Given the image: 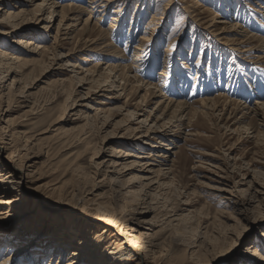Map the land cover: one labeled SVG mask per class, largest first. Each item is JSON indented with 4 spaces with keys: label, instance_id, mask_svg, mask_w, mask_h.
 <instances>
[{
    "label": "rangeland",
    "instance_id": "374dc122",
    "mask_svg": "<svg viewBox=\"0 0 264 264\" xmlns=\"http://www.w3.org/2000/svg\"><path fill=\"white\" fill-rule=\"evenodd\" d=\"M40 1L0 0V6L3 7L0 9V19L5 10L18 12L21 7L30 11L29 14H23L25 11L20 12V21L27 19L20 28H17L20 34L10 38L3 34L0 35V40L15 47L17 39L24 35L29 37L40 35L48 45H51L60 17L58 16L56 23L53 18L51 26L45 28L50 22L37 20V16L40 15H37L36 6ZM58 1L61 4L73 2L89 7L90 0ZM118 1L109 6L108 10L103 7L100 20L103 27L110 24ZM207 7L211 8L210 13L205 10ZM118 8H124V12L116 27L117 30L107 39L104 37L106 42L112 43L109 48L113 47L117 53L120 51L121 54L131 57L133 48L131 46L126 48L128 35H132L133 45L135 33L141 35L145 30L155 27L153 30L156 32L152 40L153 56L150 57L151 60L149 58L146 60L145 65L143 63L139 72L144 80L148 79L146 74L150 73V67L157 78V73L163 68L166 59L164 49L171 41L176 42L172 44L174 53L168 58L172 77L164 81V95L177 98L182 97L183 93L190 95L195 89L196 92L191 98L194 104L190 109L192 111L200 107L198 99L215 96L218 93L243 102L249 100L252 106L257 100L264 101V62L252 58L253 56L241 57L240 54L238 56L231 54L227 46L226 50L224 47L220 48L216 40L210 41L213 36L204 28L212 22L213 17H217L216 20L238 23L242 30L246 29L250 34L255 33L264 37V0H132ZM194 9L195 13L190 12ZM223 13L228 17H220L224 16ZM88 14L87 12L82 14L79 29ZM99 33L97 29L88 33L79 30L76 31V36L97 37ZM227 35L229 39L240 37H236L233 32ZM248 42L250 45L259 44L258 39H249ZM63 47L56 50L73 51L69 57L72 58V63H80L79 68H76L79 71L95 66V63L101 60L105 62L103 67L106 64L115 66L117 63L126 62L125 59L116 55L109 56L100 49L76 51V48L81 47H77L75 40L64 44ZM185 61L189 63L188 67L185 66ZM53 66L51 72L46 73V69H42L44 67L36 66L29 77H20L22 75L15 77L18 81L13 89L17 90V86L24 88L27 93L32 94V101H36L34 105L36 113L29 115L28 120L24 119L27 124L24 128L37 137L34 143L39 142V138H45L40 139L30 156L34 162L36 161L37 167L30 166L29 170L38 168L40 171L34 177L30 176L25 185L36 189V192L29 190L23 195L27 207L33 212L20 217L19 221L11 226L0 227V264L4 257L12 256L17 247L23 248L24 253L13 256L11 264H28L31 258L33 260L30 264H39L41 257L44 256L43 252H48L49 247H56L57 241L71 246V243L76 244L84 234L98 230L89 224V218L96 214L93 209L89 210L88 216L83 214L80 216L83 217L82 222L78 218L80 222L78 221L75 228L68 229L72 218L65 215L69 209L67 205L62 204L70 199L71 187L84 180L79 174H88L87 183L85 180L82 183L88 189H93L92 193L95 194H88L92 202L95 199L96 202L116 207L118 211L125 202L132 203L130 201L134 200L136 193H140L142 182H146L147 177L154 176L153 173L140 170L139 165L132 163L131 160L137 159L135 156H130V159H117L122 163L117 166H109V162L102 164L98 171L94 163L108 159L113 146L121 145L124 150L122 154H125V151L138 153L142 151L141 147L153 149L154 142L162 145L160 141L153 139L149 141L151 144L138 143L139 131L145 128L140 121L162 97L150 96V104L148 107L145 106L146 113L141 110L139 118L130 121L124 109L126 94H122L120 99H113L101 94L115 96L116 90H102L98 91V94L85 96L86 88L91 82L81 87L73 79L75 71L71 66L63 69V72L57 68V64ZM31 68L27 66L25 71L30 72ZM4 75L6 77L0 81V90L2 85H8L14 76L7 72ZM106 77L102 78V81ZM91 84L96 89L99 85L97 82ZM127 87L129 100L135 104L145 90L138 91L136 84ZM5 99L6 96L1 98L2 101ZM100 99L109 102L110 104L106 106L113 108L109 113L111 123L108 126L102 125L103 119L99 122L92 118L91 121L79 118V113L85 111L93 116L96 113L95 103ZM74 102L75 106L70 107ZM4 103L7 105V102ZM136 106L128 108L134 110ZM26 109H29V106L23 108ZM192 111L186 115L182 131L175 134L179 135L175 143H172L176 146V153L166 157L167 166H173L170 176L162 180L167 183L166 188L159 190L158 197L154 196L155 194L146 197V202L151 204V208L145 210L147 212L143 219L155 218L156 230H161L159 237L166 256L161 259L162 264H264V257H260L259 254L253 255L252 251L258 248L260 253L264 254V109L260 108L258 113H252L237 123H234V118H227L230 112L224 113L225 115L223 112L218 115L198 113L199 115L189 124ZM228 111L232 110L229 108ZM238 115L241 116L242 113ZM101 116L103 117V114ZM60 118L63 119L59 120ZM237 125L240 129L234 131ZM140 128L141 130H137ZM58 129H61L59 134ZM122 133L126 134L125 137H120ZM131 133L136 136H130ZM21 139L24 143L25 138ZM1 159L3 164H7L5 156ZM77 167L80 169L77 171L80 172L75 171ZM25 172L28 170L25 169ZM62 184L65 187L63 191L52 190V186ZM153 191L151 193H154ZM37 194L42 197V204L38 202ZM147 205L149 204L143 206ZM42 216L46 217L43 222L40 220ZM130 216L127 213L124 219ZM62 223L66 225L64 229L66 235L60 239ZM114 229L111 228L108 234V242L112 240ZM55 238L58 240H53ZM92 257L90 253L80 259L87 262L89 259L92 260ZM56 258L58 259L57 256Z\"/></svg>",
    "mask_w": 264,
    "mask_h": 264
},
{
    "label": "bare ground",
    "instance_id": "6f19581e",
    "mask_svg": "<svg viewBox=\"0 0 264 264\" xmlns=\"http://www.w3.org/2000/svg\"><path fill=\"white\" fill-rule=\"evenodd\" d=\"M32 1L33 0H31V2ZM117 1L118 0H90L88 2L89 7H84L83 5H76L73 2L61 4L58 0H41L36 6V10L38 12L37 15H40L37 16V20L50 22L45 25V28L48 29V27L51 26L53 18H55L56 23L58 16L60 17L56 26L57 30L54 35V42L51 43V45H48V42L44 41L40 35L36 37L24 35L23 37L17 39L15 47L0 40V81L6 77L4 75L5 72L9 75H14L9 84L2 85L0 90V227L3 225L11 226L16 221H19L20 217L27 216L30 212H33L32 209L27 207V204L23 199V195L29 190L36 192V189H31L25 185L27 181H29L28 178L30 176L34 177L36 173L40 171L38 168L37 170H29L30 166L37 167L36 161L34 162V159L30 156L31 153L33 154L34 152L35 145L40 142V139L43 140L45 138H39V142L37 141L34 143L37 137L30 134V132L24 128L27 125L24 119L28 120V116L34 114V105L36 101H32V94L27 93L24 88L17 86V90L13 89L15 83L18 81V78L15 77H19L18 75H22L20 77L23 78L24 76L29 77L35 71L36 66L44 67L42 69H46V73L51 72V69L54 68L53 64H57V68L60 69L61 72H63V69H67V67L71 66L72 70L75 71V77L73 79L74 81L76 80V84H79V86L83 87L85 83L90 82L99 83L97 89L90 83L86 88L85 96H90L94 93L98 94V91L102 90H116L115 96L101 94L103 96H108L107 98L120 99L121 96H123L122 94H126L124 101V106L126 107H124V109L127 111V117L130 121L135 118H139V111L144 110L146 113L147 109L145 106H149L150 96L153 98H156L157 96L162 97L157 100L156 105L151 111H149V114L144 117L142 121H140L145 128L142 131H139L140 137H138V143L140 144H148L149 141H152L153 139L160 141L162 145L155 144L153 141V149L141 147L140 149H142V151L138 153L125 151V154H122L124 150L121 145L113 146L111 150L112 153L108 159H104L99 163H94L98 171L100 170L99 166H102V164L109 162V166H117L122 164L118 162L120 160L130 159V156L137 157V159L131 160L132 163L139 165L141 167L140 170L154 174L152 177H147L148 180L146 182H142V190H144V192L141 190L139 194L136 193L137 195L135 194L134 200L130 201L132 203L129 204L125 202L121 205V209L118 211L116 207L112 208L102 202H96L95 199V202H92V199L88 197V194L92 193L93 189H88L85 184L82 183L84 180L85 183H87L86 177H88V174H79V176L84 178V180L79 181V183H76L71 187L72 190L70 191L72 193L70 199L67 203L62 204L67 205L69 209L65 215L72 218L71 221H69L68 229L75 228L79 221L78 218L82 222L83 217L80 216L82 214L88 216L89 210L93 209L96 214H93V217L89 218V224L91 223V226L97 228L98 230L95 229L93 233L90 231L87 235L84 234L83 237L78 239L76 244L71 243V246L70 244L64 245L60 240V242L57 241L56 247H49L48 252H43L44 256L41 257L39 264H97L96 261H100L105 264L107 262L108 264H162L161 259L165 256L161 246L162 241L159 237L161 230H156L157 225L155 218L150 220L143 219L144 214L148 211L147 209L150 210L151 208V204L146 202V197L148 198V196H152L154 194V196L158 197L160 195L159 190L164 189L167 186V183L162 180L170 176L173 166H167L166 157L170 156V154L172 155L176 153V146H173L172 143H175L179 136H176L175 134L182 131L181 129L184 125L183 122H185L184 119L186 115H189L190 111H192L190 109H192L194 104L191 98L194 96V92L196 91L194 89L190 95H185L183 93L182 97L179 96L177 98H169L164 95V81L172 75L170 72L171 70H169L170 66L168 65V58H170L172 53H174V49L172 51L174 45L172 44H176L175 41H171L164 49L166 59L163 68L157 73V78L154 77L155 75L151 67L149 70L150 73L146 74L148 77L147 80H144V77H140L141 75H139V72L141 71L140 68L143 63L145 65L146 60H148V58L150 59V57L152 58L153 56L154 48L152 40L156 32L153 30L155 27H151V30L150 28L149 30H145L141 35L135 33L133 45L131 44L132 35H128L126 48L129 46L133 48L131 57H127L126 54H121L120 51V54L117 53V50H114L113 47L109 48L112 43L106 42L104 37L107 39L108 36L113 35L117 30L116 27H118V22L121 21V16L124 12V8L119 9L118 7L132 0H119L116 9H114L115 15L111 17L112 19L110 24L107 27H103L102 24L100 25V20H102L103 15L102 11H104L103 7H105V10H108V7ZM2 8L3 7L0 6V9ZM195 10L196 9L190 12L195 13ZM205 10L210 13L211 8L207 7ZM22 11H25L23 14L30 13L29 10L27 11L21 7L18 9V12L5 10L3 17L0 19V35L5 34L7 38H10L20 34L17 28H20L22 24H24V21L27 20L23 19L20 21L19 16ZM86 12L89 14L86 16L83 25L79 29L78 26L81 24L82 14ZM197 14L199 15L198 12ZM54 15H56V17H54ZM223 15L224 16L221 15L220 17H228V15L224 13ZM213 18L212 22L208 23V26L204 27L213 36L210 38V41H213V39L216 40L218 44H220L219 47L222 49L224 47L225 50V46L229 47L228 49L231 50V54H236L237 56L240 54L241 57L253 56L252 58L264 62V37L256 35L255 33L250 34V32H246V29L242 30L241 25L238 23H229L228 21L222 19L216 20L217 17ZM42 28H44V26ZM96 29L101 33H99V36L97 37H93L91 35L83 37L76 36V31L84 30L88 33ZM229 32H233L236 37H240L229 39L227 38V36H229L227 35ZM102 39L103 41H100ZM249 39H258L259 44L250 45L248 42ZM73 40L77 43V47H81L76 48V51H82L84 49H100L104 50L106 54H109V56L116 55L117 57L125 59L126 62L117 63L115 66L114 64H106V66L103 67L105 62L101 60L100 62H96L95 66H89L85 70L79 71V69L76 68H79L80 63H72V58L69 57L73 54V51L64 52L62 50H56V48L63 47L64 44L70 43V41ZM258 50L260 52H258ZM252 53H254V55H251ZM184 63L186 67L189 66V63L187 64L186 61ZM32 64L34 66H29ZM27 66L28 68L32 67L30 72L25 71ZM81 69H83V67ZM117 70L121 72H118ZM105 74L110 75L106 77L107 75ZM104 77H106V79L102 81V78ZM153 78H156L157 81ZM105 83L108 84V87H112L113 89H108V87L105 86ZM132 84H136L138 91L145 90L144 94H142L141 97L139 96L140 98L135 104L130 102V96L129 93H127V90H129L127 86ZM4 96H6V99L5 101H2L1 98ZM228 96L226 94L218 93L215 96H204L198 99L197 101L200 103L201 108H193L194 110L192 111V115L189 116V124L192 122V119L199 114L209 115L217 113L218 115L221 114V112H223V114L230 112V115L227 118H234V123H237L239 120H242V118L252 113H258L260 108L263 107L264 109L263 100H257L255 105L252 106L249 100H245L243 102ZM4 102H7V105ZM75 104L76 102L69 106L73 107ZM95 104L96 106L94 105V108L96 113L93 116L85 111L84 113H79V118H86L87 121H91L92 118L95 121L99 120V122L100 119H103L101 122L102 125L108 126L111 123V121H109L111 118L109 113L112 112L113 108L107 107L106 105L110 103L101 99ZM132 105H137L134 110H130V108H128ZM26 106H29V109L23 110ZM229 108L232 111H228ZM20 111L22 112L18 113ZM238 112L242 113V115L239 116ZM101 114H103V117ZM62 119L63 118H60L59 120ZM149 120L151 121L149 122ZM239 129L240 127L237 125L234 131ZM58 130V134L61 133V129ZM137 130H141V128ZM133 134L134 133H131L130 136H136ZM125 135V133H122L120 137H125ZM21 138H25L24 143L21 142ZM5 153L7 154L5 155ZM4 156L7 159V164H3L2 162L1 157ZM108 165L106 167H108ZM78 167L75 169L76 172H80L77 171V169L80 168ZM24 168L27 169L28 172H25ZM44 172L45 171H43V173ZM95 183L98 184L96 180ZM156 184L157 186H155ZM52 188L53 191L61 192L65 187L64 184H62L54 185ZM152 190H154V193H151ZM36 198L40 204L43 203L40 195L37 194ZM228 199L232 200V198ZM146 204L149 205L144 207ZM141 206L143 207L141 208ZM43 207L47 208L46 206ZM127 213L131 216L128 219H124ZM42 217L43 218L40 219L41 222L46 220V217ZM62 224L63 226L61 228L60 239L66 235V232H64L66 225L64 223ZM111 228H115V232L112 233V240H109L110 242H108V234ZM39 238L41 237L39 236ZM53 240H58V238ZM74 241L75 239L72 242ZM252 251L253 255L256 256L259 254L260 257H264V254L260 253L258 248H254ZM20 253H24V249L21 247L15 248L13 255L4 257L1 264H11L13 261L12 257ZM90 253L93 256L92 260L89 259L90 261L87 260V262H82L80 257L83 258L84 255ZM32 260L33 258L29 260L28 264H30Z\"/></svg>",
    "mask_w": 264,
    "mask_h": 264
}]
</instances>
